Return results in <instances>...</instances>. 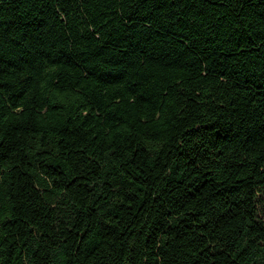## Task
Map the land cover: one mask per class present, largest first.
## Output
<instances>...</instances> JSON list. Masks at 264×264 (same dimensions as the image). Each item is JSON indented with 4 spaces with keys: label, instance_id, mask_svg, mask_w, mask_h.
<instances>
[{
    "label": "trees",
    "instance_id": "trees-1",
    "mask_svg": "<svg viewBox=\"0 0 264 264\" xmlns=\"http://www.w3.org/2000/svg\"><path fill=\"white\" fill-rule=\"evenodd\" d=\"M0 264H264V0H0Z\"/></svg>",
    "mask_w": 264,
    "mask_h": 264
}]
</instances>
